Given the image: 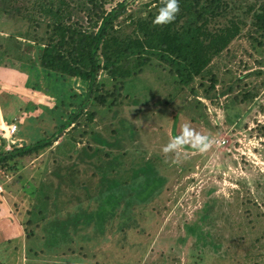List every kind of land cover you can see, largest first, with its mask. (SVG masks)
I'll return each instance as SVG.
<instances>
[{
	"label": "trees",
	"instance_id": "16d2710c",
	"mask_svg": "<svg viewBox=\"0 0 264 264\" xmlns=\"http://www.w3.org/2000/svg\"><path fill=\"white\" fill-rule=\"evenodd\" d=\"M161 3L0 0V19L15 25L9 31L0 24L7 34L0 37V52H16L23 71L45 79L27 87L50 94L56 103L53 111L33 105L42 108L37 116L49 113L47 120L53 122L49 134L38 127L39 135L46 134L42 140L4 149L0 138V172L51 148L62 133L50 152L51 164L39 168L26 190L21 229L30 240L28 260L50 257L46 263L81 264L86 252L94 259L98 253L110 257L115 247L143 245L149 254L162 230L159 216L171 211L184 183L192 181L183 177L193 171L199 155L188 156L200 151L193 144L203 137L208 147L216 133L194 131L191 115L202 107L218 109L222 124L231 126V141L239 131L264 138V122L256 119L264 116V0H178L174 20L156 25L152 20ZM237 51L248 54L249 67L263 70L236 74L232 61ZM57 104L59 110L68 104L72 108L59 112ZM149 116L157 124L175 119L168 129L172 137L185 125L195 134L167 153L160 146L150 149L136 125ZM24 178L21 172L15 179L21 183ZM2 179L0 173V184ZM236 183L227 198L212 187L199 191L198 208L165 246L169 257L155 259L158 264H181V255L182 264H264V173ZM0 212L1 247L10 236L7 226L18 235L21 229ZM76 249L81 259L64 258Z\"/></svg>",
	"mask_w": 264,
	"mask_h": 264
},
{
	"label": "rangeland",
	"instance_id": "374dc122",
	"mask_svg": "<svg viewBox=\"0 0 264 264\" xmlns=\"http://www.w3.org/2000/svg\"><path fill=\"white\" fill-rule=\"evenodd\" d=\"M111 6H113V4L106 6V8L108 9ZM140 11H142V9H139V12ZM2 22V28L9 31H11L10 29L15 30V25L6 23L3 19H0V24ZM17 39H19V37ZM246 50H248V48ZM7 51L9 52V56L4 55L8 52L1 54V59L3 58V60L0 61V111L3 113L5 118L10 120L9 122L16 125L17 132L11 139H7L8 143L4 144V149H9L10 145L15 144V142V146L20 147L22 144H30L40 141L43 139V136L50 133V130L53 127V122L51 123L47 120V118L50 117V114H45L43 118L40 117L41 114L37 116L42 108H35L33 106L34 103L29 102L28 98L33 100L36 104L38 102V105L47 107L49 110H52L53 106L56 104L54 103V98L50 96V94H43L36 89H29L27 87L29 84L34 86L38 82L37 80L41 83V80L45 79L34 76L33 72L30 74L23 71L25 68H22L21 62L16 59V52H13L11 49H8ZM10 56V62L5 60ZM248 59L249 57L247 53L237 51V55L232 61V63H234L232 68H234L236 74H244L248 70H263V66L249 67L248 65H251V61ZM11 62L13 64H11ZM243 66L247 67L243 68ZM255 80L257 81L259 78H256ZM12 88L14 89L10 90ZM75 88L77 89L76 85ZM190 100L188 103H190ZM178 104L180 106L183 105L182 102L181 104ZM204 104L205 103H203V106ZM60 106L62 105L57 104V111L59 112L72 108V105L68 104V108L62 107V109L59 110L58 108ZM57 111H55L56 115L58 113ZM215 112L216 113L213 112L211 107L206 105L205 108L202 107L200 109V113L191 115L193 116L192 118H195V122L193 123L196 130L194 129V131L197 132V134H201L204 130H216V133H212V138H215V140L212 139L208 147L204 148L203 151L200 150L188 154V156L199 154L198 158L194 160L193 171L185 174L183 177V181L190 179H192V181L184 183L185 188L171 211L164 217L159 216L162 230H159V235L156 237V241L152 245V250L149 254L147 252V245H143L135 249H129L127 246L124 249L119 247L112 248L110 246L114 252L113 255L110 256L111 258L109 255L104 257L102 255L100 256L98 253L95 254V258L92 259V256L86 252L88 258L86 257V260L82 261L78 249H76L75 254L67 252L64 255V258H80L81 260L78 261H81V264H133V262L135 264H142L143 262L145 264H158L155 259L161 257V254H168L169 257L170 252L166 248L167 245L169 246L170 241L177 238L176 232H178L182 227V223L184 222L183 220L191 218L192 212L198 208L200 203L199 191L203 187H212L214 188V193L217 195L221 194V196L227 198L230 191L237 189V179L245 178L251 181L254 177H257L258 174H263L264 138L262 139L254 136L247 137L244 135L243 131H239L235 139L236 147H234V152L231 154L228 153L229 149L233 148V142L235 141H231V139H234L235 136L230 133L231 126L229 124V126L224 125L222 124L223 120H219L217 108H215ZM52 117L54 118V116ZM129 118L131 117L129 116ZM256 119L258 122H264V116L261 114H257ZM154 120L155 119L152 116H149L146 119L141 117L136 121V125L140 126V131L142 132H140L139 136L143 140L144 144L146 143L150 149H153L156 146H160L162 148L166 145V143H168V141L172 138L168 129H171V125L173 126L175 121V119L172 118L169 120V123H166L165 121V123H162L160 121V123L157 124ZM153 121L154 125H152ZM145 124L147 126L142 128ZM39 126L44 128V133L46 134L43 136L39 135L37 132ZM248 126L250 128L252 127L251 120H249ZM56 129H59V127ZM220 129H224V132L220 131ZM195 132H193V135ZM61 134L62 133L58 135L56 140L54 139L51 148L41 151L40 154L36 156L32 155L31 159H24L19 168L14 169L12 167L9 172H7L8 170L2 169L0 172L3 177V183L0 184V196L4 201L3 204H0V208L4 212L8 213L10 217L12 216L13 220H16L20 229L27 210L25 205L27 200L24 201V199L25 197H28L27 195L29 194L26 190H28L27 188L29 185H33L35 182L33 179L38 176L37 173L39 168L42 169L51 164L50 162L52 161L53 156L50 152H52L53 146L59 143ZM221 141H224L225 144H221ZM217 143H220L221 145H217ZM21 172H24L25 178L21 183H17L15 178L17 174H20ZM174 189L175 184L173 190ZM17 210H20V215L16 212ZM4 212L2 214H4ZM8 214L6 215L9 216ZM178 225L179 228L177 230L176 228ZM6 232H8L10 236L6 241L4 240L2 242L0 247L1 264H51L50 262L46 263L50 260V257L45 258L47 261L39 263H35L33 260H28V258H26L28 256L25 254V245H29L30 240L28 241L24 239L22 229L19 231L20 234L18 235L15 234L16 230L13 226L9 225L6 227ZM163 238L165 239V244H163ZM95 246L100 248L101 244L98 240L95 243ZM71 247L74 248L75 246ZM110 247L108 246L107 249ZM184 247L188 248V245ZM80 252L85 251L80 250ZM45 256L46 255H42L41 257L44 258ZM179 260L181 264L185 263V257L183 255L179 256ZM66 261L71 262L69 259ZM60 262H62V260L53 264H59Z\"/></svg>",
	"mask_w": 264,
	"mask_h": 264
},
{
	"label": "clouds",
	"instance_id": "9594fccd",
	"mask_svg": "<svg viewBox=\"0 0 264 264\" xmlns=\"http://www.w3.org/2000/svg\"><path fill=\"white\" fill-rule=\"evenodd\" d=\"M177 11H178V0H162L160 7L157 9V12L153 17L152 23L156 25H166L170 23L172 20H174ZM14 134L12 135V137L14 136ZM192 136L193 134L191 129H189L188 126L185 125L181 129L180 135L172 137L168 141V143L162 147L161 151L167 153L170 150L177 149L183 143L187 142L188 139L192 138ZM193 147L203 151L204 148L207 147V144L204 143V138L201 137L195 141Z\"/></svg>",
	"mask_w": 264,
	"mask_h": 264
},
{
	"label": "built area",
	"instance_id": "2783aa9c",
	"mask_svg": "<svg viewBox=\"0 0 264 264\" xmlns=\"http://www.w3.org/2000/svg\"><path fill=\"white\" fill-rule=\"evenodd\" d=\"M16 132L15 124H5L0 122V138L8 139ZM221 144H225L224 141H221ZM217 143V145H221Z\"/></svg>",
	"mask_w": 264,
	"mask_h": 264
},
{
	"label": "crops",
	"instance_id": "0c3cea01",
	"mask_svg": "<svg viewBox=\"0 0 264 264\" xmlns=\"http://www.w3.org/2000/svg\"><path fill=\"white\" fill-rule=\"evenodd\" d=\"M7 34H6V32L5 33H2L1 31H0V37L1 36H6ZM19 41H23V39H21V38H19ZM2 51V50H1ZM1 52H0V61H2L3 60V58L1 59ZM5 60H7L8 61V59H5ZM1 84V83H0ZM2 86H4V85H2ZM6 86V85H5ZM14 88H12V89H10V90H13ZM28 100H29V102H32V103H34L33 105H37V104H39L38 102H37V104L35 103V102H33V100H31L30 98H28ZM10 120L9 119H7V118H5L4 117V115H3V113L0 111V122L1 123H5V124H14V123H12V122H9ZM16 132H17V127H16ZM15 132V133H16ZM15 135V134H14ZM1 139H3V138H1ZM11 139V138H10ZM3 140H5V139H3ZM5 143L7 144L8 143V141L7 140H5ZM15 144H16V142H15Z\"/></svg>",
	"mask_w": 264,
	"mask_h": 264
}]
</instances>
